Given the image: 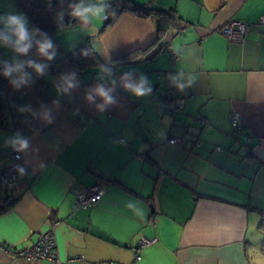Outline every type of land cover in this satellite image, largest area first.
<instances>
[{
	"label": "crops",
	"instance_id": "obj_1",
	"mask_svg": "<svg viewBox=\"0 0 264 264\" xmlns=\"http://www.w3.org/2000/svg\"><path fill=\"white\" fill-rule=\"evenodd\" d=\"M132 1L171 11L178 25L145 53L120 59L154 42L156 18L123 11L107 27L97 20L90 28L76 19L46 32L58 51L46 76L33 74L20 90L5 84L0 166L10 162L6 138L20 132L31 142L23 153L31 173L0 182V204L10 205L0 213V264H264V0ZM17 12L16 0H0V16ZM231 19L251 25L243 42L220 32ZM86 42L117 79L129 70L147 75L152 94L117 87L121 106L97 112L84 94L97 83L98 65L80 71L68 61ZM12 57L0 47V60ZM29 58L38 59L35 48ZM68 71L81 86L59 97L54 123L17 110L51 106L55 80ZM179 71L196 77L182 92L167 79ZM168 91L184 98L176 117L159 110ZM232 112L244 135L232 132ZM99 182L101 199L74 210L76 190ZM54 222L55 260L13 255ZM142 237L156 241L139 247Z\"/></svg>",
	"mask_w": 264,
	"mask_h": 264
},
{
	"label": "clouds",
	"instance_id": "obj_2",
	"mask_svg": "<svg viewBox=\"0 0 264 264\" xmlns=\"http://www.w3.org/2000/svg\"><path fill=\"white\" fill-rule=\"evenodd\" d=\"M59 10L55 12L54 19L59 28L64 27L65 15H69L79 22V27L90 28L95 21H104L109 15L115 16V9L108 0H58ZM51 7V0H48ZM0 47L9 49L13 53L11 61L0 60V75L6 78L15 90L30 87L36 77H44L48 73L50 62L55 60L58 51L53 40L48 34L38 27L29 28V21L23 13H9L0 16ZM35 48L38 59L29 58V53ZM94 49H82L81 55L88 57ZM43 61V62H41ZM97 83L85 90L84 100L101 114L112 107H119L118 96L115 94L117 87L134 97H148L153 92L152 82L147 75L134 71H124L119 78L115 77L114 65L109 61L98 65ZM168 81L178 91H184L195 83V75L179 71L169 73ZM80 80L76 71L61 73L55 80L54 87L57 99L51 106L41 104L38 109L31 105L19 107L20 113H27L33 119H39L44 124H52L55 121V112L61 107L59 97L71 96L80 88ZM78 111V110H77ZM27 122V120H26ZM5 145L16 153H27L31 148L30 140L20 132H15L5 140ZM35 151H38L36 149ZM17 155L16 159H20ZM28 161H25L27 164ZM41 167L44 165L41 164ZM15 170L20 176L27 174V168L17 164ZM131 209L132 203L126 205Z\"/></svg>",
	"mask_w": 264,
	"mask_h": 264
},
{
	"label": "built area",
	"instance_id": "obj_3",
	"mask_svg": "<svg viewBox=\"0 0 264 264\" xmlns=\"http://www.w3.org/2000/svg\"><path fill=\"white\" fill-rule=\"evenodd\" d=\"M112 6V3L109 2ZM109 19V16H108ZM106 19V21L108 20ZM260 25H264V17L258 20ZM251 25L245 21L238 19H231L223 24L219 30L222 34L230 39L237 41H244L246 34L250 31ZM183 29H180L182 31ZM165 50L171 51L170 44L164 45ZM173 58H177V54L172 53ZM184 98L180 96H175L172 92L168 91L164 103L159 106V110L162 113H168L174 117L178 116L183 109ZM204 123V120H201ZM3 125V119L0 120V126ZM231 125L232 132L236 135H244V129L242 121L236 112L231 113ZM247 140H251L250 136H247ZM167 141L171 144L177 142V138L169 135ZM156 145V144H154ZM17 155H20V159H16ZM10 162L0 166V182L2 186L10 184L19 174L15 170L17 164H22L27 168V176L31 173L28 166L25 164L23 153H16L12 149L8 152ZM104 192V186L101 182L94 184L89 188L77 189L76 190V200L73 205L74 210L86 209L89 206L95 205L102 197ZM57 223V222H56ZM54 224L45 232L40 234L38 238L29 246L20 248L18 250L11 251L13 255L20 258L38 259L44 258L48 260H55L57 257V245L56 237L54 232ZM156 241V238H146L142 237L139 240V247H144ZM0 248H4L0 245ZM135 259H138V255L135 254ZM93 264H114L112 261H99ZM130 264H134L133 262Z\"/></svg>",
	"mask_w": 264,
	"mask_h": 264
},
{
	"label": "trees",
	"instance_id": "obj_4",
	"mask_svg": "<svg viewBox=\"0 0 264 264\" xmlns=\"http://www.w3.org/2000/svg\"><path fill=\"white\" fill-rule=\"evenodd\" d=\"M110 2L116 14L115 16L109 15L105 27L112 24L123 11H129L143 17H154L158 20L157 35L154 42L150 46L144 49H137L124 55L120 59L133 58L145 53L151 46L155 45L164 37L168 29L178 25V21L171 11L157 10L151 7L138 5L132 0H110ZM16 4L19 10L26 15L30 27H38L47 33L59 28L54 19L55 12L58 11L60 7L58 0H51V7H49L48 0H16ZM71 23H73V17L66 14L64 26ZM85 48L92 49L90 44L86 42L82 47L68 55L70 65L80 71L97 66L101 63L94 52L88 57H83L80 53L81 50ZM6 83H8V80L0 75V120H2L4 116L2 93ZM9 206L10 205L0 204V213L6 211Z\"/></svg>",
	"mask_w": 264,
	"mask_h": 264
},
{
	"label": "water",
	"instance_id": "obj_5",
	"mask_svg": "<svg viewBox=\"0 0 264 264\" xmlns=\"http://www.w3.org/2000/svg\"><path fill=\"white\" fill-rule=\"evenodd\" d=\"M76 19L75 18H73V22L75 21ZM5 198H7V194H5Z\"/></svg>",
	"mask_w": 264,
	"mask_h": 264
}]
</instances>
